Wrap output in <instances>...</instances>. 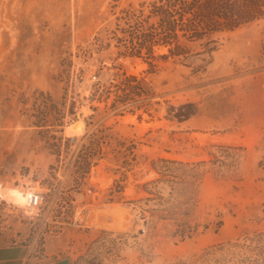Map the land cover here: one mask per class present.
<instances>
[{
	"label": "rangeland",
	"instance_id": "1",
	"mask_svg": "<svg viewBox=\"0 0 264 264\" xmlns=\"http://www.w3.org/2000/svg\"><path fill=\"white\" fill-rule=\"evenodd\" d=\"M162 3L0 0V184L45 193L33 214L0 200V246L32 245L34 264H264V16L173 54Z\"/></svg>",
	"mask_w": 264,
	"mask_h": 264
},
{
	"label": "trees",
	"instance_id": "2",
	"mask_svg": "<svg viewBox=\"0 0 264 264\" xmlns=\"http://www.w3.org/2000/svg\"><path fill=\"white\" fill-rule=\"evenodd\" d=\"M162 1L161 5L155 6L154 12L160 20L162 29V35L158 40L170 46L169 52L173 54L184 50L178 45L180 39L201 38L208 31L219 28L232 29L264 16V0ZM151 38L154 41L155 38ZM149 50L152 52V48ZM150 64L154 66L153 63ZM129 79L135 81L137 77L131 76ZM86 172L81 171L82 174Z\"/></svg>",
	"mask_w": 264,
	"mask_h": 264
},
{
	"label": "clouds",
	"instance_id": "3",
	"mask_svg": "<svg viewBox=\"0 0 264 264\" xmlns=\"http://www.w3.org/2000/svg\"><path fill=\"white\" fill-rule=\"evenodd\" d=\"M40 191L39 185L33 186L30 179L21 181L20 186L13 187L11 185H0V200L6 201L8 204L24 209L28 212L33 203H38L40 197L37 193Z\"/></svg>",
	"mask_w": 264,
	"mask_h": 264
},
{
	"label": "crops",
	"instance_id": "4",
	"mask_svg": "<svg viewBox=\"0 0 264 264\" xmlns=\"http://www.w3.org/2000/svg\"><path fill=\"white\" fill-rule=\"evenodd\" d=\"M32 245L14 244L0 246V264H34ZM45 264H70L67 259H59Z\"/></svg>",
	"mask_w": 264,
	"mask_h": 264
},
{
	"label": "bare ground",
	"instance_id": "5",
	"mask_svg": "<svg viewBox=\"0 0 264 264\" xmlns=\"http://www.w3.org/2000/svg\"><path fill=\"white\" fill-rule=\"evenodd\" d=\"M129 118V117H128ZM135 119L136 118H131L130 120L131 121H133V122H135ZM141 119H143V118H141ZM77 120V119H76ZM83 120V119H82ZM127 120V119H126ZM143 124V123H142ZM147 124V123H146ZM84 127H85V125H84V122L83 121H77V122H75V123H72V124H68V126H67V128H66V134L68 135V136H72V137H76V136H78V135H80V134H82L83 133V131H84ZM0 185H5V186H7V185H11V184H0ZM11 186H13V187H18V186H20V184H16V185H11ZM40 191H43V190H41L40 189ZM16 207V206H15ZM117 207V206H116ZM19 208V207H18ZM32 209H35L34 211H32L31 209L28 211V212H26L24 209H22V208H19L20 210H22V211H24V212H26L27 214H33L35 211H36V208H34V207H31Z\"/></svg>",
	"mask_w": 264,
	"mask_h": 264
},
{
	"label": "built area",
	"instance_id": "6",
	"mask_svg": "<svg viewBox=\"0 0 264 264\" xmlns=\"http://www.w3.org/2000/svg\"><path fill=\"white\" fill-rule=\"evenodd\" d=\"M92 78L95 79V80L98 79L97 75H93ZM37 195L40 197L39 202L38 203H33L31 205V207L39 208L44 203V201H45V193L43 191H39L37 193ZM79 221H80V218H79V216L77 214V215L74 216V222L77 223Z\"/></svg>",
	"mask_w": 264,
	"mask_h": 264
}]
</instances>
